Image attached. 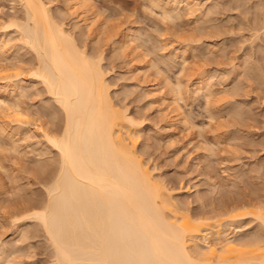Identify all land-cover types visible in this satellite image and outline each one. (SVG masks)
<instances>
[{"label":"rangeland","instance_id":"rangeland-1","mask_svg":"<svg viewBox=\"0 0 264 264\" xmlns=\"http://www.w3.org/2000/svg\"><path fill=\"white\" fill-rule=\"evenodd\" d=\"M90 2L93 5V9H95V11L97 10L99 13V19L104 20L103 22L106 21V24L104 23L105 29L100 30L97 36L95 35L96 32L94 34L89 33L87 28L83 29V27H81V30L80 27L74 26L73 23H75L76 20L72 13H70V15L68 14L71 10L68 9L65 0H49L48 4L51 8L50 11L56 15V18L59 20L62 19L61 21L66 24V29H72L71 31L77 42L79 40L81 45L84 44L83 47L86 46L85 49L90 48L93 52L92 54H101L103 59L100 63L102 67H104L103 69L105 70L106 68L108 71L107 76L105 74V78H107V83L111 85L110 96L111 99L113 98L112 101L116 104L118 103V105H121L119 104L120 102L125 108H128L127 112H129L135 120H140L139 125L142 121L140 125L141 129L138 125L139 130H136H141V133L138 132V136H143H140L138 139L135 150H138L137 154H139L145 162L148 161L147 165H149L150 168L152 167L151 169L156 167V170L154 169V171H152L154 172V176L158 175L157 178H164V180H162L166 185H170L169 187L173 189V191H171L173 199L176 198V202H181L185 197L184 199L186 200L184 203V199L180 203L181 207H185L187 212L189 211L193 216L198 217L200 215V218H209L205 219L206 221H215L218 219L214 218V215L218 217L224 215L225 218L222 217L221 219H226L227 215L234 216L237 212L243 213L245 209L251 210L258 200L256 192L261 185H264V90L260 87L259 78L257 80V76L259 77L260 75L261 65L264 63V37L260 35V26L255 21L251 26L253 31H248L247 35L244 34V31L248 30V25L246 23H241L242 18H246L247 16L242 5L248 3V0H198L197 5H202V10H197L198 14H196L197 11L194 14H189L185 9H180L183 11L180 12L179 10L178 18L174 17L176 18L175 20L173 18V20L162 19V15H160L159 12L161 10L158 7L156 8L154 4L151 5L149 0H90ZM13 5L15 6V13H12ZM212 6L213 8H211ZM22 7L19 0H0V8L7 9L9 13L8 19L16 16L14 19L20 20L21 17H24L22 16L24 15ZM64 9L69 11L65 14V12H63ZM199 9L201 8L199 7ZM58 12L59 15L57 16ZM73 18L75 20L74 22ZM197 18L203 21L200 22ZM6 22L4 16L0 14V37L3 39L10 38L11 40L10 42L8 40V43L9 45H13H11V49H15V51L23 45V47L19 48L20 50L17 49V52L19 51L21 54L24 53V55H22V59L19 58L21 55H18L19 59L16 60L15 57H12L15 55V51L12 52L9 50L8 53L6 52L7 54L0 55V66L3 69L5 68L3 70L5 74L8 72L7 70H10V75H12L13 72L9 68L15 69L14 63L17 62L15 65L17 68L20 63L23 65V67L20 66L21 70L19 72H17L18 70L13 71L19 73L17 74L19 75L18 78H21L18 80H23L25 86H27L26 88H28V95L26 94L27 96L24 95V97H21V99L23 98V103L21 102V105L23 104L22 108L25 106L26 112L29 110V112H27L29 116V120L27 121H29V124H26V127L25 124L23 126L28 128L30 132H27L28 130L26 129L27 135L24 134L26 132H21V130L20 135L16 134L17 130H15V126L18 123L11 122L14 119L10 121L7 118V112H3L0 109V123L4 121L5 123H3L5 125L7 124V127L4 124L0 125H3L2 127L7 129H5V134L9 133V135H5L0 132L3 134L0 135V147L14 149L12 152H0V158L4 165H6L4 166L2 163L6 171L0 169V173H2L0 174V183L3 184V191L1 192L5 193H3L2 196L0 192V225L3 224L0 226V242H4L3 244L5 246L3 247V245L0 244L3 248V250L0 248V251L6 253H3V256L1 255L4 257L1 261L4 262L3 264H9L10 261L13 262V264H25V262H28V264H50L52 259L50 251L52 252V250L49 247L48 239L45 233H43L44 231L40 230L35 232V230L42 229L38 226V221L34 220L30 223L33 218L32 220L28 218L30 221H28V219L24 220L26 218L22 221H20L21 219L19 221H14L13 217L18 215V212L19 214L21 212L23 213L32 203L42 201V199L38 200L37 198L45 194L44 189L45 185H47V177L42 175L43 173L40 171L39 167V163L42 164V159L39 160L40 162H38V159H47L49 156L51 157L54 150L50 146L51 144L48 143L46 139H43L41 133L38 134L41 130L38 126H41L40 124L45 122L43 127L48 126L45 128L50 129L49 127L57 124L58 113L56 111L53 115L48 111L45 113V110L49 108V106L51 107L54 102L49 92L44 89V83L42 84V81L40 82L39 79L35 80L36 78L33 76L30 77L29 71L27 72L29 67L32 69L34 65V61L32 62L31 59L28 58L29 61L32 62L31 66V63L27 61V57L30 56L32 49H28L29 47L26 45L24 47L20 36H18L19 31L16 32V30L7 29ZM130 24H132L134 28L137 27V33H140V37H138L141 40L139 38L136 40V42L140 41L137 42L141 45L139 46V50L143 52L144 49H146L144 51L145 57L143 56L144 58L141 65L147 64V68L151 66L150 68H152V70L150 68L149 70L151 71L149 72L148 70L150 73L149 79H153L152 82L159 83V81H162V74V76H166L171 80L172 83H176L177 79L182 81V97L184 96V98L177 101V103L182 107L183 110H181L184 111L183 113L186 114L187 118L189 117V122L191 124L193 123V126H195L194 129L185 128L182 124H178V126L176 125L174 127L168 126L167 120L164 117L166 106L163 100L161 99L158 103L152 104L145 92V84L143 83H146L144 81L148 79V77L140 72L132 71V69L135 68L133 64L135 60H131L132 55H127L124 49H116V46L113 45L116 43V39L114 38H116L115 36L118 35L117 33L120 30L119 25H121V29L124 30L125 26H130ZM69 25H72L75 29ZM77 28L78 30H76ZM73 31L77 33L75 32V34ZM119 33H121V30ZM76 35L78 37H76ZM111 35H114V38L111 37ZM113 40H115V42H113ZM80 44L79 46H81ZM188 46L190 49H188ZM180 48L183 49L181 50ZM210 48L213 50L212 53ZM208 49H210V52ZM117 50L119 51L117 52ZM179 50H184L186 52L188 50L190 51L185 54L187 58L184 65L181 60V52L178 53ZM114 51H116V53ZM33 54L34 53H32L31 57L34 56ZM164 57H170V60L167 59V61ZM159 58H161V61ZM247 58L248 61L245 62L246 64L242 63V60H247ZM150 60V64L155 62L157 65L149 64L150 66H148ZM171 60L174 61L171 62ZM249 60L250 62L252 60V63L255 62L254 64H258V67H260L259 69L255 66V68L258 69L256 70L254 68V71L252 70L253 75L250 73L251 70H249V67H254V64L252 65ZM153 66H159V69ZM1 67L0 70H2ZM153 68H155V70H161V74L155 73ZM248 70L250 72H248ZM152 71L154 74L151 73ZM255 71L259 74L256 75ZM8 73L7 75H9ZM204 75H206L205 77L210 76L207 78V88L211 90V93L213 92V96L211 94V97L209 96L210 98L206 100L202 97L203 95H198V97L194 93V95H192V87H194L195 81L198 78H205L202 77ZM255 76L256 78L253 79ZM218 77L221 78L222 81L223 79L225 81L222 83L221 79H218ZM15 78L13 77L12 79L16 81L17 78ZM0 83L3 84L5 81L0 80ZM231 85L233 87H231ZM25 86L23 88H25ZM225 87L228 90H224ZM162 90L164 91V88ZM25 91H27V89H25ZM207 100H209L210 103ZM206 101L209 104H207ZM47 103L51 104L48 106ZM46 104L47 106H44ZM240 104H242V107L239 108L240 110L243 108L245 112L249 110L245 113V119L244 116H239L238 119L237 114L232 111L231 113L233 115L228 114L229 110L233 109L232 107L238 105L235 107L237 108ZM123 106L121 105L120 107L123 108ZM227 107L228 110L226 109ZM229 107H231V109H229ZM207 109L211 111L210 113L214 114V117L210 118V113L208 116ZM243 112L241 114H243ZM49 114L52 116L50 117ZM54 114L57 116H54ZM48 115L50 119L54 117L55 119L57 118L56 123L55 119L52 120L54 123H52L51 120L50 122H46V120H49ZM37 116H39V119H37ZM25 123L27 122L25 121ZM46 123L47 125H45ZM11 126L12 129L15 128L14 131L16 132L10 128ZM198 130L199 132H197ZM201 132L203 136H201ZM22 133L24 134V139H22ZM13 135H15V137L18 136V138L14 140V143L9 140L11 138V140H13V138L15 139ZM19 136L22 137L19 139ZM145 137H147L148 140ZM253 138L254 140H251ZM203 146L206 148H202ZM39 149L42 150L40 151L42 152L41 155H39ZM191 157L193 159H200L197 161L193 160ZM36 161L38 164L35 163ZM195 161L199 164L195 163ZM189 164H191V166ZM33 165L34 168H32ZM254 166H258L259 170H257L258 167L256 168ZM249 167L250 170L247 171L246 169ZM242 169H245L244 173L240 172ZM241 174L244 176L246 175L245 178ZM12 176H15V179ZM16 176L19 179H16ZM206 177H208V179ZM12 179H14L15 182ZM207 181L211 182V184L214 183L213 186H211L209 182L207 183ZM16 184L20 185L19 187L17 186L18 188H23L25 190L22 189L23 191L21 192L17 187L14 188ZM21 184L23 187H21ZM187 186L190 190L185 188ZM187 189L190 191L188 195L186 192L188 191ZM196 189H198L197 191L200 193H198ZM26 190L28 194H26V192L24 193ZM17 192V196L13 197L11 195ZM195 193L196 195L199 194L197 195L198 199ZM204 194L206 198L203 197ZM183 195L186 196L182 197ZM27 196L31 199L27 198ZM178 198L181 199L178 200ZM199 198L201 199L200 201L203 202H200ZM27 200L30 202L28 203ZM22 201H25V205L26 203L27 205H23L24 203ZM19 203H21L22 206ZM16 204L19 205L17 206ZM4 206L10 209L8 215H5L2 211ZM14 214L15 216H13ZM202 215L204 216L202 217ZM242 218L240 217L239 220L241 224H245H242L245 228H241L242 230L239 229L235 234V237L238 239L247 238V235H242V233L250 234L248 233V226L253 225V221L249 217L244 215ZM24 221H28L27 223L30 225L28 226ZM240 223L238 222L237 224ZM15 224H21L22 227L24 225L25 227L23 228H26L27 231L25 235H27L26 237L29 236L25 241V236H21L23 239L22 241H24L22 244L21 241L17 242L21 240V237H18L19 235L13 232L17 227ZM32 226L33 228L35 227L34 230ZM253 227L255 228L254 230H256L257 227L255 225ZM29 232L32 233L29 234ZM9 242H11L12 245ZM15 243L22 245H20V248H16L18 251L13 249L17 246ZM9 247L10 249H8ZM20 249L21 251H19ZM2 257H0V259Z\"/></svg>","mask_w":264,"mask_h":264},{"label":"snow or ice","instance_id":"snow-or-ice-1","mask_svg":"<svg viewBox=\"0 0 264 264\" xmlns=\"http://www.w3.org/2000/svg\"><path fill=\"white\" fill-rule=\"evenodd\" d=\"M25 7L30 9L27 22L8 19L5 8H0V14L7 21V29H19L21 39L35 46L32 9H43L47 17L48 6L33 3ZM242 8L247 16L241 23L248 25L244 34L253 31L255 21L264 37V0H248ZM59 35L64 33L60 31ZM56 38L57 31L43 38L38 29L35 32V39L41 40L45 48L50 47L51 52L47 59L42 57L40 67L31 75L43 72L41 78L54 101L46 111H56L58 122L49 129L57 135H48L53 154L39 166L52 181L47 184L46 194L37 198L46 203H32L27 213L46 232L52 250L50 264H264V185L256 192L257 203L251 210H244L253 221L248 226L250 234L242 233L247 235L246 240L187 242L190 238L182 213L161 207L166 190L160 189L154 178L137 166L135 157L115 140L112 110L105 108L103 95H98L102 82L99 57L90 48L81 52L71 37H64L71 57L66 62L54 54ZM5 75L0 70V77ZM259 83L264 89V63ZM18 105L19 101L6 104L0 99V106L8 109L9 120H29ZM12 151L0 147V152ZM121 161L129 163L127 171L118 168ZM2 211L8 215L10 209L4 206ZM18 219L21 217H14ZM238 255L241 259H234Z\"/></svg>","mask_w":264,"mask_h":264},{"label":"bare ground","instance_id":"bare-ground-1","mask_svg":"<svg viewBox=\"0 0 264 264\" xmlns=\"http://www.w3.org/2000/svg\"><path fill=\"white\" fill-rule=\"evenodd\" d=\"M48 2H49V0H47ZM46 0H19V3H20V5H22L23 7V11H24V15H22V16H24V17H21V19H20V21L21 22H27L28 21V18H29V11H30V9L28 8V7H25V5H28V4H33V3H43L44 5H47L48 6V15H47V17H45V15H44V11H43V9H40V8H34V9H32V29H33V34H34V42H35V46L33 45V44H29V43H25L22 39H21V33H20V30L19 29H15L16 30V32L17 31H19V34H18V36H20V39H21V41H22V43L24 44V47H25V45L26 46H28L27 48L28 49H30L32 52H31V54H30V56L29 57H27V59L29 58V59H31L32 60V62L34 63V65L32 66V69H30V67H29V70H27V72L29 71V75H30V77L31 76H33V75H31V73L32 72H34V71H37V69L40 67V64H41V59H42V57L44 58V59H47V57L49 56V53L51 52V48L49 47V48H45V46H44V44L43 43H41V40H38V39H35V32L37 31V29L39 30V32H40V35H41V37L43 38L44 36H45V34H48L49 36H50V34L53 32V31H57V38H56V51H55V55H58V56H61V57H63V59L66 61V62H70V60H71V57H70V53H69V48H68V46H67V43H66V41H65V38L64 37H71L72 38V42L80 49V51L81 52H83L84 50H85V48H86V46L85 47H83V45H81L80 44V42H79V40H78V42L76 41V38H75V36L73 35V33H72V29L71 30H69L70 28H68V29H66V27H65V25L66 24H64V22H62L61 20H59V19H57L56 18V15H54L51 11H50V5L48 4V2H47ZM66 1V3H67V7H68V9L69 10H71V12L69 11H66L65 9H64V11L63 12H65V14H66V12H68V14L70 15V13H72V15H74V18H75V20H74V18H73V22L75 21V23H73L74 24V26L75 27H77L78 26V28L80 27H83V29L85 28H87V30L89 31V33H95V35L97 36V34L100 32V30H104L105 29V24H106V21L105 22H103L104 20H102V19H99V17H98V12H97V10L95 11V9H93V5H92V3L90 2V0H65ZM167 1V2H166ZM164 0V1H162V0H152V2H151V0H149V2H150V4L151 5H153L154 4V6H156V8L158 7L161 11H159L160 12V15H162L161 16V18L162 19H167V20H171L172 18L175 20L176 18H178L177 16H178V12H179V10L180 9H185L186 10V12L187 13H189V14H191V13H195L197 10H202V5L200 4V6H198L197 4H198V0ZM66 7V8H67ZM199 7L201 8V9H199ZM211 8H213V6L211 7ZM208 9H209V7H208ZM181 11H183V10H180V12ZM62 12V13H63ZM64 14V13H63ZM181 14V13H180ZM196 14H198V11H197V13ZM59 15V12L57 13V16ZM61 15V14H60ZM13 16V15H12ZM65 16V15H64ZM63 16V17H64ZM180 16V15H179ZM15 18H16V16H14ZM14 17H10V20L11 19H14ZM60 17V16H59ZM73 17V16H72ZM174 17H176V18H174ZM18 18V17H17ZM198 18H200V17H198ZM197 18V19H198ZM203 18V17H202ZM201 18V19H202ZM172 19V20H173ZM17 20V19H16ZM64 20V19H63ZM199 20V19H198ZM205 20V19H204ZM49 21H51L52 22V25H51V27L49 26ZM200 21V20H199ZM199 21H197V22H199ZM201 21H203V20H201ZM200 21V22H201ZM206 21V20H205ZM71 23V24H72ZM105 23V24H104ZM6 24H7V22H6ZM129 24V23H128ZM59 26V30H57L56 29V26ZM70 26V25H69ZM72 26V25H71ZM70 26V27H71ZM73 27V26H72ZM75 27H73L74 29H75ZM119 29L121 30V33H119L120 32V30H119V32L117 33L118 35H116L115 37L116 38H114V35L112 36L111 35V37H113L114 39H116V43L115 44H113V45H115L116 46V49L118 48L119 50L122 48V49H124L125 51H126V53H127V55H132L131 56V60H135V62L133 63L134 65H135V68L134 69H132V71H137V72H140V73H142L144 76H146V77H148V79H146L145 77V81L144 82H146V83H143V84H145V92H146V94L148 95V97H149V99H150V101H151V103L153 104V103H158L161 99L163 100V102L165 103V106H166V111H165V113H164V117L166 118V120H167V124H168V126H170V127H174V126H178V124H182L183 125V127L185 126V128H188V129H194V127L195 126H193V123L191 124L189 121L190 120H188L189 119V117L187 118V116H186V114H184L183 112L184 111H182L183 109H182V107L181 106H179L178 105V103H177V101H179V100H182L183 98H184V96L182 97V81H180V79H177V81H176V83H172L171 82V80H169L166 76H162V74L160 73V71L161 70H155V68L157 69H159V66L158 67H155L157 64L155 63V62H153V60H152V62L153 63H155V64H153V63H151L150 64V62H151V60L148 62V66H150V65H155V66H153V67H155V68H153V71H155V73H160L161 74V77H163L162 78V81L160 82L159 81V83H155V82H152L153 81V79H149V75H150V71L152 70V68H150L151 70H149V68H147V64H143V65H141L142 64V61H143V58L145 57L144 55H145V53H144V51L146 50V49H144V51L142 52V50L140 51L139 50V46H141V45H139V43H137V42H140V41H137L136 42V40H137V38H139L140 36H139V34L137 33V27H133L132 26V24H130V26H125V28H124V30H122L121 29V25H119ZM123 27V26H122ZM4 28H6V27H4ZM78 28L76 29V30H78ZM107 28V27H106ZM111 29V28H110ZM115 29V28H114ZM14 30V31H15ZM81 30H82V28H81ZM87 30H85V31H87ZM116 30V29H115ZM60 31H62L63 33H64V36H60L59 35V32ZM109 31V30H108ZM74 32V31H73ZM76 32V31H75ZM74 32V33H75ZM84 32V31H83ZM77 33V32H76ZM75 33V34H76ZM82 33V32H81ZM80 33V34H81ZM79 34V35H80ZM85 34V33H84ZM138 34V35H137ZM90 35V34H89ZM81 36V35H80ZM139 36V37H138ZM76 37H78L77 35H76ZM19 38V37H18ZM112 38V39H113ZM81 39V38H80ZM140 39V38H139ZM8 40H9V42H10V38L8 39H3L2 37H0V55H5V54H7L8 52H9V50H11L12 52L13 51H15V49L13 50V49H11V45L12 44H10L9 45V43H8ZM141 40V39H140ZM82 42V41H81ZM113 42H115V40H113ZM22 43H21V45H22ZM81 45V46H79V44ZM142 43H143V41H142ZM144 45V44H143ZM13 46V45H12ZM184 46H186V45H184ZM20 47H23V45L22 46H20ZM19 47V48H20ZM114 47V46H113ZM183 47V46H182ZM189 47V46H188ZM192 47V46H191ZM19 48H17V49H19ZM144 48V47H143ZM164 48V47H163ZM220 48H222V47H220ZM219 48V49H220ZM17 49H16V51L14 52V54L16 55H13L12 57H15V59L17 60V59H19V58H21L22 57V55H24V53H19V51L17 52ZM115 49V48H114ZM140 49H142V48H140ZM181 49V48H180ZM183 49V48H182ZM181 49V50H182ZM188 49H190V47L188 48ZM211 49V48H210ZM210 49H208L209 50V52H210ZM222 49H224V48H222ZM20 50V49H19ZM119 50H117V52L119 51ZM261 50V49H260ZM189 51V50H188ZM188 51L186 52V51H180L179 50V52L178 53H180L181 52V60L183 61L182 63H183V65H184V63H185V60H186V58L187 57H185V54L186 53H188ZM7 52V53H6ZM12 52H10V53H12ZM115 53H116V51H114ZM169 52V51H168ZM168 52H165V53H168ZM190 52V51H189ZM213 52V50L211 49V53ZM18 53V54H17ZM32 53H34L33 55V57H31V55H32ZM93 53V52H92ZM144 53V54H143ZM169 53H171V52H169ZM13 54V53H12ZM11 54V55H12ZM146 54H147V51H146ZM176 54V53H175ZM18 55H21L19 58H18ZM94 55H96V56H98L99 57V60H98V63H99V65L102 67V65H101V63L100 62H102V57H101V54H94ZM104 55V54H103ZM144 56V57H143ZM179 56V55H178ZM17 57V58H16ZM31 57V58H30ZM34 57H35V59H34ZM34 60H33V59ZM162 58V57H161ZM161 58H159V60L161 59ZM164 58H166V57H164ZM163 58V59H164ZM170 58V57H169ZM169 58H166V60L167 59H169ZM22 59V58H21ZM26 59V60H27ZM29 59L27 60L28 62H30L29 61ZM162 59V60H163ZM171 59H173V58H171ZM24 60H25V58H24ZM170 60V59H169ZM175 60V59H174ZM173 60V61H174ZM180 60V61H181ZM23 61V60H22ZM156 61V60H155ZM161 61V60H160ZM168 61V60H167ZM172 60H171V62H173ZM246 61H248V58H247V60H245V59H243L242 60V63H245ZM32 62H30L31 64H30V66L32 65ZM165 62V61H164ZM249 62H250V60H249ZM158 63V62H157ZM252 65L255 63H252V60H251V62H250ZM17 64V62L16 63H14V67H16L15 69H12V68H9V69H11V71L13 72V74L12 75H10V70H7L8 72V74L9 75H7V73H6V75L5 76H3V77H0V80L1 81H5V83H0V99H3V100H5V102H6V104H12V103H14V102H16V101H19V107H20V109H21V111H22V113L24 114V115H27L28 116V114H27V112H29V110L26 112V108H25V106H23V108H22V105H21V102L23 101L22 99H21V97L23 96L24 97V95H26L27 94V92H28V88H26L27 86H25V84H24V81L23 80H18V79H20V78H18V76L19 75H17V74H19V73H17V72H19L20 70H21V67L20 66H22L23 67V65H22V63H18L19 65H18V68H17V66H15ZM150 64V65H149ZM187 64V63H186ZM241 64V63H240ZM246 64V63H245ZM241 65H243V64H241ZM251 66V65H250ZM254 67H249V65H248V67H249V70H251V72L248 70V72H250V73H252V75H253V72H252V70L254 71V68H255V66L256 67H258V64L256 65V64H254L253 65ZM1 67V66H0ZM19 67H20V69H19ZM239 67H240V65H239ZM245 67V66H244ZM104 67H102V82H101V84L99 85V87H98V95H100V94H102L103 95V97H104V100H105V108L106 109H111L112 110V113H111V119H112V123L115 125V129H114V131H115V140H117V141H119L120 142V146L123 148V149H125V150H127L129 153H131L134 157H135V160H136V164H137V166H139V167H141L142 169H143V172L146 174V175H148L149 177H153L154 178V181H155V183L159 186V188L160 189H162V190H166V192H167V196L161 201V207H163V208H165V209H169V210H171L173 213H176L177 211H179L180 213H182V220H183V224H184V226L188 229V235H189V241H187V242H189V243H197V244H200V243H204L205 241H207L208 243H211V244H215V243H217V242H219V243H227L228 241H232V242H236V243H238L239 241H242V240H246L247 238H243V239H238V238H236L235 236V234L239 231V229L240 230H242V229H244L245 228V224L244 223H242V224H244V225H242L241 223H240V217L242 218V216L244 217V212L243 213H241V212H237V213H235L234 214V216H231V215H227L226 216V219H221L222 217L223 218H225L224 217V215L222 216V217H218V216H216V215H214L215 217L214 218H218V219H216L215 221H206L205 219H209V218H200L199 216L197 217V216H193L192 214H190V212L188 211L187 212V209L185 208V207H183V209H182V207H181V202H182V200L185 198L184 196H186V195H183L182 197H184L182 200H181V202H176V198L175 199H173V194H172V192L171 191H173V189L172 188H170L169 186L170 185H166V183L163 181L164 180V178H161L160 176H162V175H160L159 177L161 178H157L158 177V175L157 176H154V172H152V171H154V169L156 170V167H153V169H151L150 167H149V165H147V162H145L144 161V159H142L141 157H140V155L139 154H137V152H138V150H135V145H137L136 143H137V141H138V139L140 138V136H138L139 135V133L138 132H140V131H137V130H139L138 128H139V126L141 125V123H142V121H141V123H140V125H139V122H140V120H135L130 114H129V112H127V109L128 108H125V106H123V104L122 103H120L119 102V104H121L122 106H123V108H121L120 106L121 105H118V103L116 104L115 102H113L112 101V99H111V96H110V84H108L107 83V81H106V79L107 78H105V74H106V76H107V70H106V68H105V70L103 69ZM259 69H260V67H258ZM257 68V69H258ZM1 69H2V71L5 69H3L2 67H1ZM241 69V68H240ZM256 69V68H255ZM256 69V70H257ZM13 70H18L17 72H14ZM31 70V71H30ZM148 70H149V72H148ZM151 72V73H153L154 74V72ZM238 71V70H237ZM259 71V70H258ZM11 72V73H12ZM242 72V71H241ZM256 72V71H255ZM15 73V74H14ZM247 73V72H246ZM249 73V75L251 76V74ZM20 74H21V72H20ZM241 74V73H240ZM259 73H257L256 72V75H258ZM14 75V76H13ZM16 75H17V77H16ZM156 75V74H155ZM159 75V74H158ZM207 75V74H206ZM206 75H204V76H202V77H205ZM214 75V74H213ZM248 75V76H249ZM43 76V72H37V75H35V76H33L34 78H36L35 80H40V82L42 81V84L44 83V81H43V79L41 78ZM211 76H212V74H211ZM237 76H238V73H237ZM236 76V77H237ZM17 78V80L16 81H14L12 78ZM210 77V76H209ZM209 77H205V78H198L196 81H195V83H194V87H192V95H197V97H198V95H203L202 97L206 100L207 98H210L211 97V94H212V96H213V92L211 93V90L210 89H208L207 88V78H209ZM236 77H235V79H236ZM15 78V79H16ZM22 78H24V77H22ZM238 78V77H237ZM253 78V77H252ZM256 78V76L253 78V79H255ZM258 76H257V80H258ZM218 79H221V78H219L218 77ZM32 80V79H31ZM34 80V79H33ZM34 80V81H35ZM242 80V79H241ZM23 81V82H22ZM25 81H26V79H25ZM221 81H222V79H221ZM225 80L223 79V81H222V83L224 82ZM143 82V81H142ZM234 82V81H233ZM233 82H232V84H233ZM242 82V81H241ZM24 84V86H25V88H23L24 86H23V84ZM142 84V83H141ZM45 83L43 84V87H44V89L46 90V91H48V89H47V86L45 85ZM179 86V87H176V88H174V86ZM141 87H143V86H141ZM231 87H233L232 85H231ZM164 88V91L162 90ZM25 89H27V91H25ZM144 89V88H143ZM227 88L225 87V89L224 90H226ZM228 90V89H227ZM264 90V89H263ZM49 92V91H48ZM194 93V94H193ZM50 94V93H49ZM145 94V95H146ZM28 95V94H27ZM26 95V96H27ZM210 96V97H209ZM194 97H196V96H194ZM209 103H210V101L209 100H207ZM206 101V102H207ZM54 102V101H53ZM52 102V103H53ZM207 102V104H209ZM23 103V102H22ZM48 104V103H47ZM47 104L46 105H44V106H47ZM49 104H51V103H49ZM49 104H48V106H49ZM242 104H240V106L239 107H237V108H235L236 106H238V105H235V107H232L233 109H231V107H229V109H231V110H229V113L228 114H232L231 113V111L233 112V113H235V114H237V118L239 119V116H244V119L246 118V112H248V111H246L245 112V110H244V108L243 109H241L242 110V112H243V114H241L242 112H241V110L239 109L240 107H242L241 106ZM234 106V105H233ZM181 107V108H180ZM45 108H47V107H45ZM49 108H50V106H49ZM246 108V107H245ZM0 109L4 112V111H6V112H8V109H6V108H4V107H2V106H0ZM182 109V110H181ZM227 110H228V107L226 108ZM226 109L224 108V110L226 111ZM165 110V109H164ZM247 110V109H246ZM42 111H43V109H42ZM207 111H208V116H209V113L211 112V111H209L208 109H207ZM50 114H52L53 115V113H55V111H48ZM227 112V111H226ZM45 113H47L46 112V110H45ZM214 113V112H213ZM49 114V115H50ZM238 114H240V115H238ZM49 115H48V117H49ZM52 115H50V117L52 116ZM214 114H212V113H210V118H212V117H214L213 116ZM233 115V114H232ZM13 116H15V114L13 113ZM54 116H57L56 114H54ZM53 116V117H54ZM48 117H47V119H48ZM50 117H49V120L47 121L46 120V122H50V120H51V122H52V120L53 119H55V117L54 118H52V119H50ZM241 117V118H242ZM240 118V119H241ZM57 119V118H56ZM56 119H55V123H56ZM11 120H13V119H11ZM10 120V121H11ZM2 121V120H1ZM4 122V121H3ZM3 122H1L0 124H4ZM11 122H17L16 124L18 125H16L15 126V130H17V133L16 134H19L20 135V130H21V132L23 131V132H26V129L28 130L27 132H30V130L28 129V128H25L29 123V121H27L26 120V122L27 123H25V121H23V122H20L18 119H15L14 118V120L13 121H11ZM45 123V122H44ZM44 123L42 124H40L41 126H38L40 129H43V131H41L40 129V132H38V134H40L41 133V135H42V137H43V139L45 140L46 139V141L49 143V141H48V135H52V136H55V135H57V133H54V132H50L49 131V129H46L45 127H48V126H45V127H43L44 126ZM52 123H54V122H52ZM51 123V124H52ZM25 124V127L23 126ZM27 124V125H26ZM5 125V124H4ZM45 125H47V123L45 124ZM55 125V124H54ZM139 125V126H138ZM3 126V125H2ZM1 125H0V132H2V133H4L5 132V127H2ZM6 127H7V124L5 125ZM23 126V127H22ZM14 127V126H13ZM42 127V128H41ZM8 128H9V126H8ZM11 129H12V126L10 127ZM50 128V127H49ZM14 129H12L13 131H14ZM137 129V130H136ZM140 129H141V126H140ZM7 130V129H6ZM18 130H19V133H18ZM201 130V129H200ZM11 131V130H10ZM12 131V132H13ZM137 131V132H136ZM8 132V131H7ZM11 132V133H12ZM14 132H16V131H14ZM13 132V133H14ZM27 132L26 133H24V134H26L27 135ZM197 132H199V130L197 131ZM141 133V132H140ZM5 134V133H4ZM9 135V133H6L5 135ZM15 134V133H14ZM15 134V135H16ZM24 134L22 133L21 135H23V137L22 136H19V139H20V137H22V139H24ZM197 135H200L199 133H196ZM0 135H3V134H1L0 133ZM11 135V134H10ZM15 135H13L14 137H15ZM196 135V136H197ZM143 136V135H142ZM141 136V137H142ZM147 136V135H146ZM150 136V135H149ZM201 136H203L202 135V132H201ZM264 136V135H263ZM262 136V137H263ZM8 137H11V136H8ZM18 138V136L17 137H15V139L13 138V140H11V139H9L11 142H13L14 143V140H16ZM146 139H147V137H145ZM150 138V137H149ZM251 138V137H250ZM264 139V138H263ZM145 140V139H144ZM148 140V139H147ZM146 140V141H147ZM251 140H254V138L253 139H251ZM255 141H256V139H255ZM264 141V140H263ZM15 142H17V141H15ZM50 145V144H49ZM51 146V145H50ZM52 147V146H51ZM197 148H198V145H197ZM202 148H206V147H202ZM43 149V148H42ZM208 149V148H207ZM40 151H42L41 149H39V152ZM44 151V150H43ZM46 151V150H45ZM47 152V151H46ZM45 152V153H46ZM140 152V151H139ZM38 153V152H37ZM41 153L42 152H40V154L39 155H41ZM45 153H43V154H45ZM190 154V153H189ZM197 155V154H196ZM199 156V155H198ZM193 157V156H192ZM191 157V158H192ZM196 157V156H195ZM46 158V157H45ZM49 158H51L50 156L47 158L48 160H49ZM190 158V159H191ZM200 158H201V156H200ZM199 158V159H200ZM1 159V158H0ZM42 159V160H41ZM47 159H44V158H40V159H38V162H40L39 160H41V162H44V160L45 161H47ZM193 159V158H192ZM191 159V160H192ZM199 159H193V160H199ZM262 159V158H261ZM192 160V161H193ZM2 161V159L0 160V169H3L4 171H6L5 170V167H3V165H4V163H3V161ZM200 162V161H199ZM2 163H3V165H2ZM36 164H38L37 163V161L35 162ZM195 163H197L196 161H195ZM195 163H193V164H195ZM256 163V162H255ZM35 164V165H36ZM197 164H199V163H197ZM196 164V165H197ZM258 164V163H257ZM256 164V165H257ZM41 164L39 163V166H40ZM190 166H191V164H189ZM195 165V166H196ZM255 165V164H254ZM4 166H6V165H4ZM155 166V165H154ZM193 166V165H192ZM253 166V165H252ZM259 166V165H258ZM258 166H254V167H258ZM38 167V166H37ZM36 167V168H37ZM158 167V166H157ZM251 167V166H250ZM250 167L248 168V169H246L247 171L248 170H250ZM253 167V168H254ZM32 168H34V165L32 166ZM118 168H123L124 170H128L129 169V163L127 162V161H121L119 164H118ZM252 168V167H251ZM30 169V168H29ZM39 169V168H38ZM37 169V170H38ZM158 169V168H157ZM36 170V169H35ZM243 170V169H242ZM240 171V172H243L244 173V170L243 171ZM251 170H253V169H251ZM257 170H259V167H258V169ZM1 171V170H0ZM158 171V170H157ZM156 172V171H155ZM38 173V172H37ZM39 173H40V171H39ZM158 173V172H157ZM0 174H2V173H0ZM42 174V173H41ZM161 174V173H160ZM246 174V173H245ZM43 175V174H42ZM242 176H244L243 174H241ZM19 176V175H18ZM208 176V175H207ZM246 176V175H245ZM245 176H244V178H245ZM9 177H10V175H9ZM13 178L15 177V176H12ZM163 177V176H162ZM209 177V176H208ZM208 177H206L207 179H208ZM239 177H240V175H239ZM242 178V177H241ZM15 179V178H14ZM14 179H12V180H14ZM16 179H19V178H17V176H16ZM163 179V180H162ZM206 179V180H207ZM209 179H210V177H209ZM211 180V179H210ZM4 181V180H3ZM46 181H47V184L48 183H51L52 181H51V178H49V177H47L46 178ZM14 182H15V180H14ZM209 181H207V183H208ZM215 182V181H214ZM17 183H18V180H17ZM210 184H211V182H209ZM5 184V183H4ZM46 184V183H45ZM170 184V183H169ZM213 184L214 183H212L211 184V186H213ZM216 184V183H215ZM44 185V184H43ZM194 185V184H193ZM192 185V186H193ZM19 187L20 185L18 184H16V186L14 187V188H16V187ZM191 186V187H192ZM196 186V185H195ZM216 186V185H215ZM17 187V188H18ZM21 187H23V185L21 184ZM169 187V188H168ZM47 188V185H45V189ZM183 188V187H182ZM181 188V189H182ZM185 188H188V186L187 187H185ZM20 188H18V190H19ZM23 189V188H22ZM20 189V191L22 192L23 190H25V189ZM45 189H44V192H45ZM172 189V190H171ZM189 189V188H188ZM187 189V190H188ZM198 189H200V188H198ZM198 189H196V191L198 190ZM211 189V188H210ZM236 189V188H235ZM177 190V189H176ZM175 190V191H176ZM190 190V189H189ZM186 191L187 192V195L189 194L188 192H190V191ZM201 190V189H200ZM1 191H3V184L2 183H0V192ZM5 191V190H4ZM255 191V190H254ZM19 192V191H18ZM17 192V193H18ZM20 192V193H21ZM26 192V194H28V192H27V190L26 191H24V193ZM36 192V191H35ZM182 192V191H181ZM180 192V193H181ZM198 193H200L199 191H197ZM253 192V191H252ZM2 193V192H1ZM0 193V194H1ZM4 193V192H3ZM3 193H2V196H3ZM7 193H8V191H7ZM19 193V194H20ZM31 193H34V192H31ZM30 193V194H31ZM175 193H177V192H175ZM179 193V194H180ZM5 194V193H4ZM22 194V193H21ZM25 194V195H26ZM29 194V195H30ZM46 194V193H45ZM178 194V195H179ZM183 194V193H182ZM201 194H203V193H201ZM33 195V194H32ZM31 195V196H32ZM181 195V194H180ZM194 195V194H193ZM195 195H196V193H195ZM194 195V196H195ZM197 195H199V194H197ZM196 195V196H197ZM1 196V195H0ZM30 196V197H31ZM174 196H175V194H174ZM177 196V195H176ZM202 196V195H201ZM229 196V195H228ZM33 197H34V195H33ZM37 197V196H36ZM181 197V198H182ZM200 197V196H199ZM203 197H205V194H204V196ZM27 198H29L28 196H27ZM35 198V197H34ZM181 198H178V200H180ZM187 198V197H186ZM197 199H198V196L196 197ZM195 198V199H196ZM206 198V197H205ZM204 198V199H205ZM23 199V198H22ZM25 199V198H24ZM29 199H31V198H29ZM201 199H202V197H201ZM200 198H199V201L201 200ZM186 199H184L183 200V203H184V201H185ZM203 200V199H202ZM25 201H26V199H25ZM25 201L23 202L24 204L23 205H25ZM28 201V200H27ZM32 201H33V199H32ZM198 201V200H197ZM204 201V200H203ZM203 201H200V202H203ZM2 202H4V201H2ZM19 202H21V201H19ZM30 201H28V203H29ZM205 202V201H204ZM38 203H46V201H40V202H38ZM182 203V204H183ZM3 204H5V203H3ZM19 204H21V203H19ZM19 204H16L17 206L19 205ZM179 204V205H178ZM203 205H205L204 203H202ZM1 205V204H0ZM26 205H27V203H26ZM25 205V206H26ZM21 206H22V204H21ZM177 206H179V208L177 207ZM206 206V205H205ZM230 208V207H229ZM23 209V208H22ZM32 210V208L29 206V208H27L23 213L21 212L20 214H19V212H18V210H17V212H18V215H19V217H21V220L20 219H18V221L20 220V221H22L24 218H26V219H24V220H27L29 217L27 216V213L29 212V211H31ZM186 210V211H185ZM227 210V209H226ZM234 210V209H233ZM228 211V210H227ZM14 212V211H13ZM230 212V211H229ZM229 212H227V213H229ZM15 213V212H14ZM226 213V212H225ZM243 214V215H242ZM18 215H16V216H18ZM213 215V214H212ZM233 215V214H232ZM13 216H15V214L13 215ZM15 216V217H16ZM204 215H202V217H203ZM246 216V215H245ZM227 217H230V218H227ZM211 218V217H210ZM30 219V218H29ZM28 219V221H30V220H32V218L29 220ZM167 219H171V217H167ZM243 219V218H242ZM13 220H14V217H13ZM35 219H33L32 221H30V223H32L33 221H34ZM211 220H212V218H211ZM239 220V221H238ZM14 221H16V220H14ZM27 221V222H28ZM24 222H26V221H24ZM23 222V223H24ZM26 222V224L28 225V223ZM240 223V224H237V223ZM18 223V222H17ZM22 223V222H21ZM25 224V225H26ZM38 226H40V228H42V225L38 222ZM237 224V225H236ZM3 225V224H2ZM2 225H0V226H2ZM15 225H17V224H15ZM26 225V226H27ZM30 225V224H29ZM28 225V226H29ZM32 225V224H31ZM20 226H21V224H18L17 225V227L14 229V234H16L17 233V235H19L18 237H24L25 236V238H24V241L25 240H27L28 238H29V236L28 237H26L27 235H25V233H27V231H26V228H23V227H25L24 225H23V227L21 226V228H20ZM34 226H35V224H34ZM244 226V227H243ZM14 228V227H13ZM28 228V227H27ZM32 228H33V226H32ZM35 228V227H34ZM34 228H33V230H34ZM38 228V227H37ZM242 228V229H241ZM255 229V228H254ZM28 230V229H27ZM31 230V229H30ZM44 231L43 233H45V236H46V232H45V230H43V228L42 229H38V230H35V232H37V231ZM256 230H257V228H256ZM12 232V231H11ZM12 232V233H13ZM11 233V234H12ZM32 233V232H31ZM30 232H29V234H31ZM28 234V235H29ZM22 237H21V240H16L17 242H19V241H21V244H22V242H24V241H22L23 239H22ZM246 237V236H245ZM12 238H14V237H12ZM47 238V237H46ZM11 239V238H10ZM13 240V239H12ZM15 240V239H14ZM11 241V240H10ZM8 242V241H7ZM13 242V241H12ZM15 242V241H14ZM4 242H0V244H2L3 245V247H5L4 246V244H3ZM9 243H11V242H9ZM6 244V243H5ZM17 246H15V245H13V246H15L13 249H15V250H17L18 251V249H16V248H20L22 245L21 244H17V243H15ZM11 245H12V243H11ZM21 245V246H20ZM7 246V245H6ZM12 246V247H13ZM19 246V247H18ZM24 247V246H23ZM0 248H2L1 247V245H0ZM25 248V247H24ZM23 248V249H24ZM8 249H10V247L8 248ZM2 250H3V248H2ZM7 251V250H6ZM19 251H21V249L19 250ZM2 252L0 251V257H2L3 256V253L4 254H6L5 252H3L2 254H1ZM50 253H51V255H52V252L50 251ZM2 255V256H1ZM4 257H2L1 259H0V261L3 259ZM6 259V258H5ZM4 259V260H5ZM234 259H236V260H239V259H241V257L238 255V256H236ZM3 260V261H4ZM4 263V262H3Z\"/></svg>","mask_w":264,"mask_h":264}]
</instances>
